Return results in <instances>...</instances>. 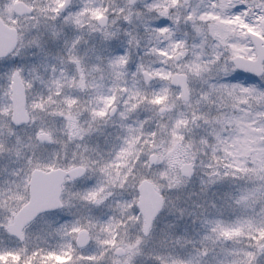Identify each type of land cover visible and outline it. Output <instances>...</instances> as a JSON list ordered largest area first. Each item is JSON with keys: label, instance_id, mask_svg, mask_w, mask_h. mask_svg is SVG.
<instances>
[{"label": "snow or ice", "instance_id": "obj_1", "mask_svg": "<svg viewBox=\"0 0 264 264\" xmlns=\"http://www.w3.org/2000/svg\"><path fill=\"white\" fill-rule=\"evenodd\" d=\"M0 264H264V0H0Z\"/></svg>", "mask_w": 264, "mask_h": 264}]
</instances>
